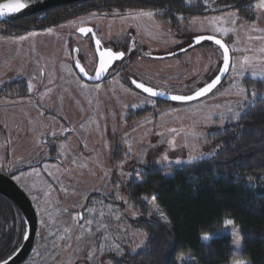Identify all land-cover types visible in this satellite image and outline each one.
Returning <instances> with one entry per match:
<instances>
[{
  "label": "rangeland",
  "instance_id": "374dc122",
  "mask_svg": "<svg viewBox=\"0 0 264 264\" xmlns=\"http://www.w3.org/2000/svg\"><path fill=\"white\" fill-rule=\"evenodd\" d=\"M229 2L200 0L176 23L156 18L149 8L89 10L23 35L0 23V89L9 85L0 93V171L26 167L14 178L39 213L37 242L25 264H113V256L145 245L146 233L131 223L139 216L131 179L151 164L180 166L198 154L216 153L209 137L258 97L243 80L264 78L253 75L264 72V9L259 0L243 11ZM86 26L108 47L125 52L95 83L75 68L76 61L90 73L97 66L93 35L79 32ZM201 35L222 37L232 55L225 80L210 94L160 105L135 87L143 83L169 95L203 87L220 70L224 53L212 41L192 45ZM16 80L24 82L22 91L12 86ZM49 155L62 161L46 160ZM150 207L162 212L155 201ZM221 232L232 235L239 254V227ZM236 260L242 259L231 264Z\"/></svg>",
  "mask_w": 264,
  "mask_h": 264
},
{
  "label": "trees",
  "instance_id": "16d2710c",
  "mask_svg": "<svg viewBox=\"0 0 264 264\" xmlns=\"http://www.w3.org/2000/svg\"><path fill=\"white\" fill-rule=\"evenodd\" d=\"M252 1L230 0L229 6L243 11ZM197 3L200 0H92L0 23L7 24L13 35H23L89 10L116 8H149L156 18L176 23L178 16L193 12ZM243 82L258 97L239 120H230L209 137L216 153L180 166L151 164L131 179L130 197L139 212L131 223L146 233L147 240L136 252L113 256V264H180L179 257L189 255L196 264H231L235 259L264 264V78L246 77ZM12 86L20 91L25 88L22 80ZM156 100L160 105L169 102ZM249 176L255 179L250 182ZM152 196L165 218L151 209ZM0 217L2 260L15 249V240L21 242L25 223L18 208L1 194ZM8 218L13 223L10 228L6 227ZM227 219L240 229L243 246L239 254L232 235L221 232L231 227L226 226ZM204 235L210 239L204 241Z\"/></svg>",
  "mask_w": 264,
  "mask_h": 264
},
{
  "label": "water",
  "instance_id": "95a60500",
  "mask_svg": "<svg viewBox=\"0 0 264 264\" xmlns=\"http://www.w3.org/2000/svg\"><path fill=\"white\" fill-rule=\"evenodd\" d=\"M87 1H92V0H29L28 6L26 8H24L20 12L10 13V14H7L5 16L0 17V22L16 21V20H19L22 18L37 15V14L44 15L47 11L55 9V8L64 7L67 5H72V4H77V3H82V2H87ZM8 2H9V0H1L0 4H4V3H8ZM83 28H91L93 30L91 32V34L93 35V38H94V48H95L96 55H97V66H96L94 73H90L87 70V68L81 62L76 61L75 62V68H76L77 72L79 73V75L84 80H86L88 82H92V83L99 82V81L104 80L107 77L111 67L115 64V62L123 59L125 57V55L123 58L116 59V60H112L107 55H105L103 57V59L106 62V64L108 65L107 70L104 73H100L99 78H98L97 74L99 73V65H100V60H101L100 52H105L106 50H112L113 52H120V51H115L114 49H112L110 47L104 46L102 39L97 35V33L93 27L86 26ZM82 34L87 35L89 33H86V34L82 33ZM203 36H209V35H203ZM212 36H215V35H212ZM215 37L223 40L227 44V42L222 37H219V36H215ZM97 40L100 41L99 44L96 43ZM204 41H209V40H204ZM212 42H214V41H212ZM196 44H198V43H196V41H195L192 45H196ZM227 46L229 48V57H230L229 69L227 72H224L223 71V63H222L221 68L218 71V73L208 82V83H210L217 76H220V82L217 84V86L214 89H212V91L215 90L218 87V85L221 84L225 80V78H226V76L230 70L232 55H231V49H230L228 44H227ZM80 68H83L84 71L81 72ZM85 73H87V75H85ZM208 83H206L203 87H205ZM203 87H201V88H203ZM200 89H198V90H200ZM154 90H156L158 92H162V91L157 90V89H154ZM195 92H193L190 95H194ZM211 92H208L206 95L210 94ZM206 95H204V96H206ZM170 96L171 95L165 93V95H158L156 97L161 98V99H166L168 101H172L170 99ZM204 96H202V97H204ZM202 97H199V98H202ZM199 98H197V99H199ZM46 160L62 161L60 158H56L55 156H51V155L47 156ZM40 163L41 162L38 161V162L34 163L33 165L37 166ZM24 168H26V167L25 166L21 167L18 170H23ZM0 194L5 196L6 198H8L9 200H11L13 202V204L20 211V213L23 217V220L25 222V232H24V235H23V238H22L20 244L10 255H8L4 259L0 260V264H2L3 260H7L8 264H24L27 261V259L30 257L31 253L33 252L35 245H36V242H37L38 229H39L38 209H37L35 203L33 202L32 198L19 185V183L15 180L14 176L12 174H9V173L3 172V171H0ZM25 236L27 238H25Z\"/></svg>",
  "mask_w": 264,
  "mask_h": 264
},
{
  "label": "snow or ice",
  "instance_id": "6c2138e0",
  "mask_svg": "<svg viewBox=\"0 0 264 264\" xmlns=\"http://www.w3.org/2000/svg\"><path fill=\"white\" fill-rule=\"evenodd\" d=\"M28 3H29V0H9L8 3L0 4V17L5 16V15L10 14V13L20 12L21 10H23L24 8H26L28 6ZM257 7L261 8V9H264V0H259V3L257 5ZM144 15L151 16L153 14L151 12H148V13H144ZM215 19L219 20L221 18L217 17ZM218 30L219 31H224V32L227 31L226 29H218ZM48 31H51V29H49ZM79 31L81 33H85L86 34V33H91L93 30L91 28H80ZM20 39H25V37H20ZM204 40L214 41V43L216 45L220 46L223 49V53H224V56H223V71L227 72L228 69H229V59H230V57H229V48H228L227 44L223 40L218 39V38H216L215 36H212V35H209V36L201 35V36L196 37V43H200V42H202ZM96 43L99 44L100 41L97 40ZM105 55H107L112 60H116V59L123 58L125 53L123 51L113 52L112 50H106L105 52H100L101 60H100V65H99V73L97 74L98 78H99V74L100 73H104L107 70V66L108 65L106 64V62L103 59V57ZM249 59L250 58L245 57V61L246 62H248ZM241 68L243 69V65L241 66ZM80 71L83 72L84 69L80 68ZM85 75H87V73H85ZM253 75H264V72L257 73L255 71H253ZM219 82H220V76H217L214 80H212L210 83H208L205 87H203L200 90L196 91L194 93V95H171L170 99L172 101H179V102H187V101L195 100V99H197L199 97H202V96L206 95L208 92H211L212 89H214ZM137 87L139 89H142L144 93L149 94L151 97H156L158 95H165L164 92H158V91L154 90L152 87L145 86V84H143V83L137 84ZM31 90H32V86L29 85V91H31ZM240 92L243 93L244 89L241 88ZM253 96H255V93H253ZM240 116H241L240 112H235V113L232 114L231 118L235 119V120H239ZM172 131L175 132V129H173ZM204 155H210V154L201 153V154H198V155H196L194 157H190L189 160H188V163H192L194 161L202 160ZM163 159H164V161L172 163V161L168 160L167 155H165L163 157ZM175 163L180 164V163H184V161L176 160ZM33 171H36V170L33 169ZM17 179H19V177H17ZM151 199L153 201H155L156 197L152 196ZM89 211H91V209H89ZM159 214H160L161 217L164 216L163 212H160ZM101 215H103V213H101ZM82 218H83V216L81 214V219ZM91 223H92V221L89 220L88 224L91 225ZM234 223L235 222L232 219H227L225 221L226 226H234ZM90 230H91V228H89V231ZM233 235L236 237V241L235 242H236L237 246H239V234H238V231L234 230L233 231ZM25 238H27V237L25 236ZM202 239L204 241H207V240L210 239V237L208 235H204L202 237ZM112 248L118 249L119 245H113ZM100 251L101 252L104 251V245L103 244H101ZM179 260H180L181 264H186V262H191V264H196L195 260L190 255L188 257L181 256V257H179ZM2 264H8V261L7 260H3ZM234 264H246V262L244 260H236L234 262Z\"/></svg>",
  "mask_w": 264,
  "mask_h": 264
},
{
  "label": "flooded vegetation",
  "instance_id": "af4514ba",
  "mask_svg": "<svg viewBox=\"0 0 264 264\" xmlns=\"http://www.w3.org/2000/svg\"><path fill=\"white\" fill-rule=\"evenodd\" d=\"M33 16H34V15H33ZM103 43H104V46L108 47V45L105 44L104 41H103ZM124 58H125V57H124ZM124 58H123V59H124ZM123 59H121V60H123ZM121 60L116 61L115 64H116L117 62L121 61ZM115 64H114V65H115ZM114 65H113V66H114ZM113 66H112V67H113ZM112 67H111V68H112ZM95 68H96V67H95ZM94 71H95V70H94ZM106 78H107V77H106ZM13 82H14V81H13ZM8 86H9V85L7 84L6 88H7ZM135 87H136V86H135ZM136 88H137L138 90H140V91L143 92L142 89H139L138 87H136ZM3 89H5V87H3V88L0 89V93L2 92L1 90H3ZM64 136H65V135H64ZM24 169H25V168H24ZM24 169H23V170H24ZM19 171H21V170L10 171L9 174H12L13 176H15L16 173L19 172ZM24 223H25V222H24ZM23 235H24V234H23ZM22 238H23V237H22ZM15 244H16V247H15V249H16L20 243L16 242V240H15V241L13 242V246H14ZM15 249H14V250H15ZM14 250H13V251H14ZM13 251H12V252H13ZM33 251H34V250H33ZM12 252H11V253H12ZM11 253H10V254H11ZM32 253H33V252H32ZM32 253H31V255H32ZM10 254H9V255H10ZM31 255H30V257H31ZM30 257H29V258H30ZM29 258H28V259H29ZM28 259H27V260H28ZM25 263H26V262H25ZM25 263H24V264H25Z\"/></svg>",
  "mask_w": 264,
  "mask_h": 264
}]
</instances>
